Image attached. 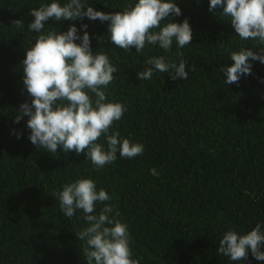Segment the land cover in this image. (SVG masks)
Here are the masks:
<instances>
[{"label": "trees", "instance_id": "trees-1", "mask_svg": "<svg viewBox=\"0 0 264 264\" xmlns=\"http://www.w3.org/2000/svg\"><path fill=\"white\" fill-rule=\"evenodd\" d=\"M52 2L63 6L69 0H0V264H87L75 233L89 225L81 210L63 216L57 196L78 179H91L97 191L108 193L111 199L97 202L96 212L104 204L119 212L116 219L128 225L131 258L138 264H238L217 250L229 230L245 235L259 223L264 231V64L249 61L252 74L239 85H225L222 69L232 65V52L249 47L260 54L264 45L241 40L229 18L208 11L210 0H175L182 15L167 19H187L193 39L184 48L174 41L168 51L146 45L142 54L134 47L125 53L108 41V23L86 17L47 21L43 33L67 32L75 24L82 36V24L88 25L93 53L107 55L117 68L103 89L106 102L126 107L110 134L144 146L142 156L117 153L112 164L97 169L86 154L37 149L28 139V117L14 122L29 101L21 66L25 48L39 35L28 29L29 12ZM81 2L114 13L138 0ZM19 19L23 29L11 24ZM160 56L169 63L185 59L188 79L155 72L138 80L147 59ZM97 142L107 150L106 137ZM239 264L264 261L249 252Z\"/></svg>", "mask_w": 264, "mask_h": 264}, {"label": "clouds", "instance_id": "clouds-1", "mask_svg": "<svg viewBox=\"0 0 264 264\" xmlns=\"http://www.w3.org/2000/svg\"><path fill=\"white\" fill-rule=\"evenodd\" d=\"M208 11L229 18L241 40H254L264 45V0H210ZM29 15L33 19L28 29L39 35L33 46L25 48L26 58L21 66L29 101L20 105L14 122L19 124L28 117L30 142L50 154L61 148L65 154H86V161L90 160L97 169L112 164L117 153L127 159L142 156V144L121 138L119 132L110 134V128L121 120L126 107L122 103L106 102L103 89L114 80L117 68L107 55L93 53L88 25L82 24V36L75 24L67 32L43 33V29L49 20L83 21L86 17L108 23V41L125 53L134 47L136 53L142 54L146 45H158L168 51L174 41L178 48H184L191 44L193 31L187 19L182 23L167 19L182 15L175 0H138L123 12L114 13L85 7L81 0H69L63 6L59 2L42 4L38 9H31ZM11 24L17 29L24 27L23 19L13 20ZM253 49L241 48L231 53L232 65L222 69L223 76L227 77L225 85H239L241 77L251 75L253 65L249 61L264 64V48L259 49L260 54ZM146 64L148 67L138 72V80H149L155 72H172L173 81L187 80L189 76L185 59L169 63L163 56L151 57ZM89 93L94 94V101ZM13 134L17 139L22 136V133ZM102 136L106 137L107 150L97 142ZM151 173L159 175L154 168ZM57 196L63 216L72 218L77 210H81L89 225L75 233L77 239L84 242L83 254L87 264H138L131 258L128 225L116 219L119 212L110 204H104L99 213L96 212L97 202L111 199L105 190L97 191L91 179H78L65 184ZM262 248L264 231L257 223L245 235L227 231L219 241L217 251L239 264L248 258L249 252L257 261H264Z\"/></svg>", "mask_w": 264, "mask_h": 264}]
</instances>
